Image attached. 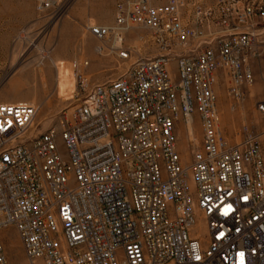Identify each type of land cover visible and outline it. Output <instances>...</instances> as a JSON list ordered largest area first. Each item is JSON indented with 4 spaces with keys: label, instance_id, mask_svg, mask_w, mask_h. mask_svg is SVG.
I'll list each match as a JSON object with an SVG mask.
<instances>
[{
    "label": "built area",
    "instance_id": "obj_1",
    "mask_svg": "<svg viewBox=\"0 0 264 264\" xmlns=\"http://www.w3.org/2000/svg\"><path fill=\"white\" fill-rule=\"evenodd\" d=\"M113 11L88 32L94 53L130 62L116 78L89 86L77 71L78 103L36 136L38 105L0 103V231H15L26 264H264L259 136L243 126L229 143L214 92L222 80L235 106L253 86L264 0H116ZM134 30L152 54L124 46ZM193 118L200 143L184 167L176 128Z\"/></svg>",
    "mask_w": 264,
    "mask_h": 264
},
{
    "label": "rangeland",
    "instance_id": "obj_2",
    "mask_svg": "<svg viewBox=\"0 0 264 264\" xmlns=\"http://www.w3.org/2000/svg\"><path fill=\"white\" fill-rule=\"evenodd\" d=\"M116 0H0V103L27 102L39 106L31 135L53 127L61 115L78 103L76 73L80 71L89 86L116 78L130 62L115 56L94 53L98 42L89 34L92 25L113 23ZM149 33L134 30L125 37L124 46L152 54ZM88 62V66H83ZM255 82L245 100L233 105L221 80L215 87L220 128L231 144L240 139L245 126L259 136L264 155V116L256 105L264 101V52L253 63ZM189 131L180 122L177 149L182 165H189L200 143V130L193 118ZM190 192L192 179L188 178ZM206 236L203 224L198 227ZM9 264H26L21 244L12 228L0 231ZM12 252V253H11Z\"/></svg>",
    "mask_w": 264,
    "mask_h": 264
},
{
    "label": "crops",
    "instance_id": "obj_3",
    "mask_svg": "<svg viewBox=\"0 0 264 264\" xmlns=\"http://www.w3.org/2000/svg\"><path fill=\"white\" fill-rule=\"evenodd\" d=\"M253 63H254V61L251 64L252 71H253ZM253 75H254V73H253ZM254 82H255V76H254ZM180 132H181L180 127L177 126V128H176L177 138H179Z\"/></svg>",
    "mask_w": 264,
    "mask_h": 264
},
{
    "label": "bare ground",
    "instance_id": "obj_4",
    "mask_svg": "<svg viewBox=\"0 0 264 264\" xmlns=\"http://www.w3.org/2000/svg\"><path fill=\"white\" fill-rule=\"evenodd\" d=\"M191 122L189 121L188 123H187V127H188V129H189V131L191 130ZM12 253V252H11Z\"/></svg>",
    "mask_w": 264,
    "mask_h": 264
},
{
    "label": "snow or ice",
    "instance_id": "obj_5",
    "mask_svg": "<svg viewBox=\"0 0 264 264\" xmlns=\"http://www.w3.org/2000/svg\"><path fill=\"white\" fill-rule=\"evenodd\" d=\"M243 255V253H241V256Z\"/></svg>",
    "mask_w": 264,
    "mask_h": 264
}]
</instances>
